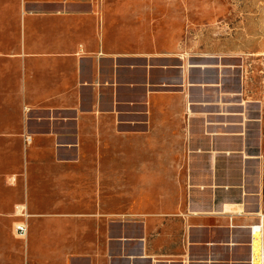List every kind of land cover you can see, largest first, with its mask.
I'll use <instances>...</instances> for the list:
<instances>
[{
  "label": "crops",
  "instance_id": "crops-1",
  "mask_svg": "<svg viewBox=\"0 0 264 264\" xmlns=\"http://www.w3.org/2000/svg\"><path fill=\"white\" fill-rule=\"evenodd\" d=\"M160 4L0 0V264H261L264 119Z\"/></svg>",
  "mask_w": 264,
  "mask_h": 264
},
{
  "label": "rangeland",
  "instance_id": "rangeland-1",
  "mask_svg": "<svg viewBox=\"0 0 264 264\" xmlns=\"http://www.w3.org/2000/svg\"><path fill=\"white\" fill-rule=\"evenodd\" d=\"M174 2L153 7L174 16L157 28L177 31L188 62L219 69L208 79L241 95L250 117L264 119V0Z\"/></svg>",
  "mask_w": 264,
  "mask_h": 264
},
{
  "label": "built area",
  "instance_id": "built-area-1",
  "mask_svg": "<svg viewBox=\"0 0 264 264\" xmlns=\"http://www.w3.org/2000/svg\"><path fill=\"white\" fill-rule=\"evenodd\" d=\"M251 229H252V233L254 236L256 232H261L262 234L264 231V224L263 222H260L259 224L253 225ZM16 231L20 235H26L28 233V226L24 223H20L16 226ZM260 257H261V264H264V243L262 244V247H261ZM252 264H255L254 261H252Z\"/></svg>",
  "mask_w": 264,
  "mask_h": 264
}]
</instances>
